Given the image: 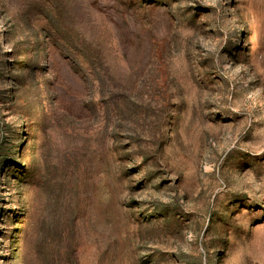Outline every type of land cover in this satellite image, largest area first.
Wrapping results in <instances>:
<instances>
[{
  "label": "rangeland",
  "instance_id": "374dc122",
  "mask_svg": "<svg viewBox=\"0 0 264 264\" xmlns=\"http://www.w3.org/2000/svg\"><path fill=\"white\" fill-rule=\"evenodd\" d=\"M0 264H264V0H0Z\"/></svg>",
  "mask_w": 264,
  "mask_h": 264
}]
</instances>
